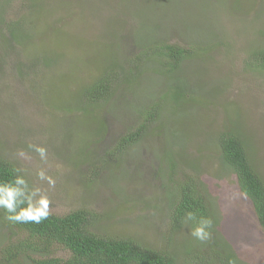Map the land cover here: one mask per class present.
Masks as SVG:
<instances>
[{
    "label": "rangeland",
    "instance_id": "374dc122",
    "mask_svg": "<svg viewBox=\"0 0 264 264\" xmlns=\"http://www.w3.org/2000/svg\"><path fill=\"white\" fill-rule=\"evenodd\" d=\"M30 1L0 0V30L22 16L24 31L31 32L26 42L19 38L24 44L10 42L18 52L0 45V154L26 169L30 182L46 190L51 214L87 210L97 215L98 235L171 250L179 255V264H185L182 251L193 237L185 224L173 229L169 205H176L171 197L185 184L186 175L198 168L219 218L220 241L229 245L241 264H264V230L238 189L236 176L221 168L215 140L224 111L232 117L242 114L264 177V73L248 67L250 54L264 49V0H166L172 4L162 10L157 9L162 5L159 0H38L43 8ZM105 32L116 33L114 41L104 38ZM141 35L151 46L164 38L181 47L191 40L197 45L203 38L213 43L210 56L201 53L185 66L188 96L180 105L186 113L192 110L195 90L205 102L187 115L196 118L199 134L191 132L183 143L174 137L184 132L175 130L181 128L180 118L175 124L167 119L172 109L166 100L170 86L177 84L159 71L158 61L134 69L138 83L132 89L117 83L109 104L101 102L90 112L83 111L87 102L78 92L116 67H130L128 59L137 56L135 39ZM111 103L121 108L111 112ZM147 104L162 107L143 139L117 161H106L125 128L136 129L142 122L138 112ZM57 107L71 110L66 113ZM29 144L47 148V164ZM21 150L32 159L19 157ZM170 159L175 170L170 169ZM40 167L55 180L54 187L38 180ZM113 176L116 181H111ZM2 222L0 256L7 246L33 240ZM38 246L40 252L28 255L69 256L62 246L39 242Z\"/></svg>",
    "mask_w": 264,
    "mask_h": 264
},
{
    "label": "trees",
    "instance_id": "16d2710c",
    "mask_svg": "<svg viewBox=\"0 0 264 264\" xmlns=\"http://www.w3.org/2000/svg\"><path fill=\"white\" fill-rule=\"evenodd\" d=\"M5 2H9V0H5ZM36 2L39 8H43V2L40 3L38 0ZM159 2L162 5L157 6L158 10H162L161 8L163 7H170L172 4V2L166 0H159ZM34 4L35 0H31L30 5L33 6ZM23 19L20 16L18 21L6 23L4 32L0 30V45H2V49H11L9 46L10 42L19 44L21 42L19 41L20 37L24 40L22 42H26L25 38L31 37L30 30L24 31ZM161 25L163 28L164 24L161 23ZM137 33H140V31ZM115 35L116 33L105 32L103 37L110 39L109 41L112 42ZM134 37L137 36L134 34ZM141 37L140 40L139 38L135 39V42L138 43V54L133 58L132 63L128 59L130 67H125V69L121 66L116 67L115 71L107 72L100 79L86 83L82 87L84 89L78 92L80 97L87 102V110L83 111L86 114L101 102L109 104L112 93L116 91L117 83H126L130 89L135 87L138 82L135 79L137 73L134 69L139 67L146 69L144 63L158 61L159 71L166 73L177 84L170 86L169 98L164 100L168 101L167 103L171 105L172 109L171 118L167 119L172 124H175L177 119L180 118L177 123H181V128L176 127L175 130L184 132L174 133V137L178 139L179 143H183L185 140L187 141L191 132L199 134L196 118L192 114V118L187 119V115L202 108L205 102L202 94H198L199 91H193L191 88L189 91H193L192 94H197L194 99L190 98L192 110L188 109L186 113L183 109L184 107L180 105V100L188 96L184 93V90L189 88V85L186 86L188 82L187 76L184 74L185 66L189 64L187 60L201 56V53L205 56H210L213 43L208 44L203 38L197 45H194V41L191 40L186 47H181L180 44L172 43L164 38L161 43H156H159L158 45L151 46L147 42V37L143 38V35ZM22 42L21 44H24ZM217 45L219 44L216 42L215 48ZM11 51L18 52L19 49L13 48ZM46 62H50V60H44L43 63L46 64ZM125 62H127V59ZM248 67L259 73H264V49H258L250 54ZM19 77L21 79L19 84L22 85L23 77L21 73H19ZM117 105L110 104L111 112L121 108V106ZM148 105L138 112L143 118L139 126L136 129L129 128V126L125 128L124 134L117 139L114 149L107 153L106 161H117L143 139L148 124L159 115L157 108L161 109L162 107L159 104H156V107H147ZM62 109V107H57L56 110L66 113L71 110ZM224 113L223 127L215 138L219 150L220 166L226 170V173H232L236 176L238 189L250 201L255 218L264 230V177L258 171L259 167L258 163H256L257 148L252 145L255 140L252 136H248L247 126L244 127L242 124L245 119L242 114H236L232 117L229 114V110L224 111ZM170 130L173 131V125H170ZM169 161L171 162L170 169L175 170L176 166L173 159ZM14 167H16L14 163L4 159L0 154V179H10ZM114 171L117 170L114 169ZM193 171L194 174H189L190 176L184 174L187 177L185 184L179 185L177 187L178 193L176 194L177 191H175L173 197H171L177 202L175 206L171 203L169 205L172 227L173 229H179L184 224V218L189 211L194 212L197 219L201 216L210 217L213 220V227L210 229L211 236L208 240L201 242L193 237L191 242H187L188 246H185L182 251L186 260L185 264H239L238 258L233 254L229 245L218 238L219 218L215 205L203 188V183L200 181V170L197 168L193 169ZM117 174L119 176L123 175L121 173ZM111 181H116L115 176L111 178ZM96 219L97 215L95 213L87 210H78L63 216L50 214L47 219L39 224L31 222L12 223L5 219L3 211L0 210V220L3 221V225L14 229L17 233H25V237L33 239L28 243L22 241L19 245L7 246L1 252L0 264H179V255H176L177 253L174 251L149 247L132 238L98 235L94 232ZM192 223V221L188 222L191 225ZM193 241H195L194 244H192ZM38 242L49 246H62L68 251L69 256L67 258L49 257V255H46V258L43 255L38 258L29 256V253L36 254L40 252L38 251L40 249Z\"/></svg>",
    "mask_w": 264,
    "mask_h": 264
},
{
    "label": "clouds",
    "instance_id": "9594fccd",
    "mask_svg": "<svg viewBox=\"0 0 264 264\" xmlns=\"http://www.w3.org/2000/svg\"><path fill=\"white\" fill-rule=\"evenodd\" d=\"M29 149L38 154L42 164H47V148L40 145L29 144ZM19 157L31 160L32 157L25 151L18 153ZM26 169L14 167L10 179H0V210L5 219L12 223H41L51 214L50 198L45 189L33 184L28 179ZM40 181H46L50 187L55 186V180L48 175L44 167L36 172ZM192 221V225L188 222ZM183 223L189 228L190 235L201 242L211 236L210 229L213 220L210 217L201 216L197 219L194 212H187Z\"/></svg>",
    "mask_w": 264,
    "mask_h": 264
}]
</instances>
